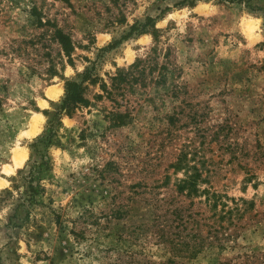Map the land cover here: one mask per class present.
I'll return each mask as SVG.
<instances>
[{
  "label": "rangeland",
  "instance_id": "1",
  "mask_svg": "<svg viewBox=\"0 0 264 264\" xmlns=\"http://www.w3.org/2000/svg\"><path fill=\"white\" fill-rule=\"evenodd\" d=\"M0 264H264V0H0Z\"/></svg>",
  "mask_w": 264,
  "mask_h": 264
},
{
  "label": "trees",
  "instance_id": "2",
  "mask_svg": "<svg viewBox=\"0 0 264 264\" xmlns=\"http://www.w3.org/2000/svg\"><path fill=\"white\" fill-rule=\"evenodd\" d=\"M226 1L227 2H233L235 0H226ZM236 1L238 3L242 2V0H236ZM152 21H153L152 18H147V21L144 25L136 27V28L135 27L132 28L131 32L128 35H131L133 33V31H135V30L144 29L147 26H151L152 31H156L154 29V25L153 24L150 25V22H152ZM55 35L57 37V40L59 39V45H61L62 50L66 53V56L69 58L70 53H71V49H72L71 44H70V40L68 39V37L66 35H63L59 30L55 32ZM133 67H135V66H133ZM127 75H128L127 73H123V72L119 73L116 77L113 78V81L114 82H116L117 80L125 81ZM86 81H89V83H92V84L95 83V80L91 75V71L88 69L85 70V72L82 74L81 80L79 82H77V81H67L66 82V86L64 88L65 89V98L62 102L61 110H63L64 112L69 114L78 108L88 106L89 102L83 95V91H84L83 83ZM117 85H119V84H117ZM122 117L125 118V116H119L118 117V118H120L119 125H124L126 123V120H124ZM54 136H55V129H54V124H52V125H50V128L48 129V134H45L40 139H38L34 143L35 144L34 146L36 147V145L38 143H41V144H43V146L45 148H48L49 146H51ZM34 164L36 165L37 171L44 170L42 168H45V170H48L50 167L49 166V160L44 154H41L39 162L38 163L35 162ZM197 176H198V174L195 175V178H197ZM195 178H194V184H195V180H196ZM30 179H32V177ZM29 186H30L31 193H36L37 188L35 189L32 186V184H30Z\"/></svg>",
  "mask_w": 264,
  "mask_h": 264
},
{
  "label": "bare ground",
  "instance_id": "3",
  "mask_svg": "<svg viewBox=\"0 0 264 264\" xmlns=\"http://www.w3.org/2000/svg\"><path fill=\"white\" fill-rule=\"evenodd\" d=\"M47 95L49 97H56L59 94V90L56 89L55 87H51L49 89H47ZM40 120L39 116H35L31 122V131L28 132V134H34L37 130H38V122ZM25 159V153L20 150H16L14 153V157H13V162L15 166H20L22 164V162ZM6 167V166H5ZM5 171H8L9 169L6 167L4 169Z\"/></svg>",
  "mask_w": 264,
  "mask_h": 264
}]
</instances>
